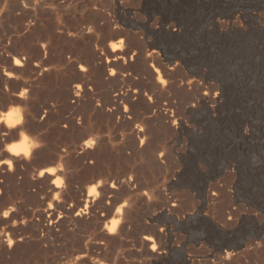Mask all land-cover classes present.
<instances>
[{
	"label": "rangeland",
	"instance_id": "374dc122",
	"mask_svg": "<svg viewBox=\"0 0 264 264\" xmlns=\"http://www.w3.org/2000/svg\"><path fill=\"white\" fill-rule=\"evenodd\" d=\"M7 2L12 5V12L0 15V48L7 42H1L5 35L6 38L12 36L10 51L27 47L32 55L26 65L15 67L13 71L32 75V60L39 59L43 51L39 45L29 46V42L51 34L53 45L47 50L45 64L63 61L71 53L90 66L87 74L79 70L73 73L74 79L84 75L91 77L89 83L93 85L91 91L85 85L88 99L77 111L92 109L93 94L111 106L119 73L116 78L106 79L108 62H97L95 38L72 40L58 34L49 14L41 12L34 29L17 39L14 32L23 31L24 22L32 11L24 8L22 0ZM86 2L106 5L119 22V35L125 37L126 47L122 53L110 55L124 57L114 61L112 66L130 73L126 78L138 90L135 98L131 95L127 98L130 111L133 116H149L154 140L168 142L163 163L150 159L147 167L137 169V179L141 181L163 170L165 191L152 205L160 212L149 213L142 206L133 216L138 228L149 226L156 231L166 226L164 232L158 234L168 254L158 264H264V166L253 167L248 160L253 152L264 153V0ZM66 19L70 27L76 23L71 17ZM90 19L95 20L105 40L113 38L115 34L102 15L90 13ZM5 60L0 55V63ZM7 62H11L10 57ZM72 67L75 69V65ZM161 71L168 75L167 91L158 92L153 101H148L139 90L157 88L155 75ZM39 83L40 87L34 89L36 99L30 101L33 116L28 118L26 127L32 132L47 128L43 138L48 143L34 153L30 163L17 164L15 173L0 174L4 180L0 188L7 185L12 191L23 193L30 204H42L39 195L47 188L44 181L29 180L32 166L50 162L60 144L79 138L75 120L69 121L68 128L62 127L65 113L73 107L68 102L66 87L57 83L55 73H45ZM8 84L18 89L23 81L10 79ZM4 88L5 80L0 75V101L6 99ZM57 99L62 101L60 110L48 111L39 119L43 110L49 108L48 101ZM160 104L165 106L164 114L151 116ZM117 116L119 111L109 113L102 108L96 111L100 124H115ZM169 117H172L170 125ZM130 124L131 120L119 122L120 127ZM12 131L15 134V130ZM129 150L136 151L134 137L119 155L105 147L81 156L73 155L72 161L84 165V175L103 171L105 165L115 172L127 159ZM89 158H94L96 164H86ZM78 195L72 187L68 199ZM104 199L97 202L96 208L110 212ZM196 213L200 216L187 221L188 216ZM38 215L43 220V213ZM80 224L82 228H89L92 220L81 219ZM226 232H231V237L225 236ZM34 235L38 236L39 232ZM66 236L71 233L65 232V222L61 221L59 231L52 232L47 247L34 240L21 245L12 260L6 259L0 251V264H15L16 259L27 260L28 264L35 261L44 264L42 256L57 250L55 246ZM99 238L114 240L102 233ZM245 238L241 249L227 248Z\"/></svg>",
	"mask_w": 264,
	"mask_h": 264
},
{
	"label": "clouds",
	"instance_id": "9594fccd",
	"mask_svg": "<svg viewBox=\"0 0 264 264\" xmlns=\"http://www.w3.org/2000/svg\"><path fill=\"white\" fill-rule=\"evenodd\" d=\"M24 8L30 9L32 15L25 20L23 31L14 32L19 37L31 32L41 12H47L52 20L55 32L67 36L69 39L95 38V51L97 62L107 61L106 79L116 78L118 87L113 90L112 104H105L101 97L93 94L95 101L88 112L77 111L80 105L88 99L85 94V85L91 91L93 85L89 83L91 77L84 75L81 79H74L73 73L79 70L87 74L90 66L81 61L78 56L67 54L63 61L45 64L47 50L53 45V36L48 34L43 38L37 37L29 42L39 45L43 55L32 60L34 73L25 76L22 72H15V67H23L32 59L27 47L16 48L13 46V37L0 48V54L6 57L0 63V75L5 80L6 99L0 101V174L8 175L16 172L17 164L30 163L34 153L46 147L47 141L43 138L47 128L32 132L26 127L29 117L33 116L30 101L36 99L34 89L40 87V78L45 73H55L57 83H63L69 97L68 102L73 107L65 113V122L62 127L68 128L69 121L75 120L78 126V139H72L59 145L54 159L43 165H33L29 171V180L33 183L46 182L47 188L41 192L39 199L42 204H30L27 197L19 192L5 187L0 188V251L8 260L14 259L21 245L38 241L42 247H47L53 231H59L60 222H65V232L71 236L55 246L57 250L44 254V264H158V261L168 253L165 249L161 235L166 226L153 231L151 227L138 228L133 223V216L143 206L149 213L159 214V209L152 205L158 202L164 194V172L149 174L143 181L137 179V169L147 167L148 161L159 160L163 163L168 153V142H156L148 124L149 116L135 115L130 111L127 98L137 95V89L127 80L130 73H125L122 68L112 66L114 61L123 60L122 55L110 53L123 52L126 47L125 37L119 35L120 24L113 16L112 11L102 3H88L86 0H22ZM0 12H12V5L7 0L0 3ZM90 13L102 15L109 24L110 30L115 34L113 38L104 39L95 20L90 19ZM67 17L76 23L69 26ZM11 62H7V58ZM102 58V59H101ZM75 65V69L72 67ZM155 71V70H153ZM167 73L161 71L155 75L157 88L139 90L153 101L157 93H165L169 80ZM22 80L23 84L18 89H13L8 80ZM135 79V78H133ZM49 108L43 110L39 119H43L48 111H59L62 101L49 100ZM43 107V106H42ZM105 112L119 111L116 123L100 124L96 119L97 109ZM165 106L157 105L156 111L151 116L164 114ZM121 119L131 120L130 125L119 126ZM172 117L168 118L169 125ZM74 126V127H75ZM15 130V134L13 131ZM134 137L136 151L127 152V159L123 165L114 172L105 165V170L83 174L84 165L74 164L73 155L81 156L94 152L98 148H108L109 151L119 155L121 149L126 148L130 138ZM147 146V151L145 147ZM249 163L253 167L264 166V153L253 152L249 155ZM88 165H95L96 160L89 158ZM21 178L18 177L19 182ZM73 181L78 183L73 184ZM0 183H4L0 175ZM75 187L79 195L69 200L70 189ZM108 189H115L109 192ZM105 197L104 203L110 212L96 208L97 202ZM63 205L64 207H60ZM67 210V211H66ZM99 212V217H96ZM28 213H31L30 215ZM38 213H43V220ZM81 219L92 220V226L82 228ZM31 226V227H29ZM39 232V235H34ZM114 240L100 239V234ZM64 235V233H61ZM79 240V243L76 241ZM103 245V247H96ZM230 259V257H226ZM15 264H28L27 260L16 259ZM34 264H39L35 261Z\"/></svg>",
	"mask_w": 264,
	"mask_h": 264
},
{
	"label": "water",
	"instance_id": "95a60500",
	"mask_svg": "<svg viewBox=\"0 0 264 264\" xmlns=\"http://www.w3.org/2000/svg\"><path fill=\"white\" fill-rule=\"evenodd\" d=\"M198 216H200V213H196V214L193 215V216H188L187 221L190 220V219H195V218L198 217ZM224 235H225V236L229 235V237H231V232H226V233H224ZM256 238H258V236H257ZM245 240H246V238L240 240L239 242H237V243H235V244H233V245H228L227 248H228L229 250H237V249H241L242 246H243V244H244V241H245Z\"/></svg>",
	"mask_w": 264,
	"mask_h": 264
},
{
	"label": "crops",
	"instance_id": "0c3cea01",
	"mask_svg": "<svg viewBox=\"0 0 264 264\" xmlns=\"http://www.w3.org/2000/svg\"><path fill=\"white\" fill-rule=\"evenodd\" d=\"M4 0H0V3H3ZM0 15H2V12H0ZM7 38H6V35H5V38H3V40L1 42H6ZM2 44V43H1ZM1 56H3L4 58H6L4 55L0 54Z\"/></svg>",
	"mask_w": 264,
	"mask_h": 264
},
{
	"label": "bare ground",
	"instance_id": "6f19581e",
	"mask_svg": "<svg viewBox=\"0 0 264 264\" xmlns=\"http://www.w3.org/2000/svg\"><path fill=\"white\" fill-rule=\"evenodd\" d=\"M202 101H204V100H202ZM205 102V101H204ZM226 255L228 256V254L226 253Z\"/></svg>",
	"mask_w": 264,
	"mask_h": 264
}]
</instances>
